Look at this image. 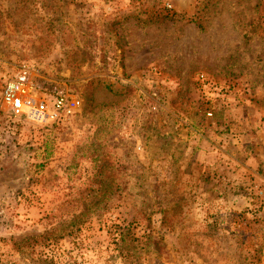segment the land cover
<instances>
[{
    "label": "rangeland",
    "instance_id": "rangeland-1",
    "mask_svg": "<svg viewBox=\"0 0 264 264\" xmlns=\"http://www.w3.org/2000/svg\"><path fill=\"white\" fill-rule=\"evenodd\" d=\"M0 264H264V0H0Z\"/></svg>",
    "mask_w": 264,
    "mask_h": 264
},
{
    "label": "built area",
    "instance_id": "built-area-1",
    "mask_svg": "<svg viewBox=\"0 0 264 264\" xmlns=\"http://www.w3.org/2000/svg\"><path fill=\"white\" fill-rule=\"evenodd\" d=\"M12 110L17 115L26 113L30 118L37 121H44L49 116L48 105L43 101L41 104L36 106H27V104L21 99H14L9 101ZM53 108L56 112H62L66 114H74L78 110L79 103L67 96H58L53 101Z\"/></svg>",
    "mask_w": 264,
    "mask_h": 264
}]
</instances>
